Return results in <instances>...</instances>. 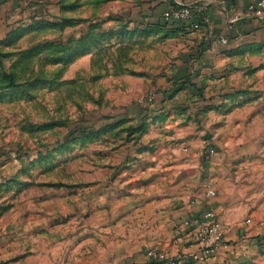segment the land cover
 I'll return each mask as SVG.
<instances>
[{
	"label": "rangeland",
	"instance_id": "374dc122",
	"mask_svg": "<svg viewBox=\"0 0 264 264\" xmlns=\"http://www.w3.org/2000/svg\"><path fill=\"white\" fill-rule=\"evenodd\" d=\"M181 1L42 0L0 29V264H155L144 250L176 248L132 237L152 214L148 189L216 197L264 75L235 61L184 72L210 22L208 0L170 17ZM245 156L257 164L243 180H264ZM203 264H264V236L244 229Z\"/></svg>",
	"mask_w": 264,
	"mask_h": 264
},
{
	"label": "crops",
	"instance_id": "0c3cea01",
	"mask_svg": "<svg viewBox=\"0 0 264 264\" xmlns=\"http://www.w3.org/2000/svg\"><path fill=\"white\" fill-rule=\"evenodd\" d=\"M41 1L0 0V29L21 17L26 10L33 8V5L38 6ZM253 1L208 0L210 24L195 34L196 46L189 54L183 55L187 60L182 66L184 72L189 71L187 66L192 67L190 70L213 72L228 66V63L230 66L235 61L244 74L254 70L256 76L264 75V21L247 13L248 5ZM181 2L200 7L204 4L195 3L196 0ZM223 36L227 38V43L221 42ZM259 88L264 90V85ZM247 102L255 106L264 105V96H255ZM243 117L239 118V145H235V139L231 138L232 133L228 136L231 140L224 148V159L220 166L222 180H212L217 191L216 197L207 198L202 189L195 188L183 193L180 191L181 182H176L174 189L167 186V180H162L164 183L144 182L146 185L163 183L165 187L160 188L158 192L155 188L148 189L145 207H148L152 214L147 218H151L157 209L159 213L155 218L143 220L144 230H140L139 226L132 229L135 241H138L142 234L143 239H154L160 246L168 247L178 236L176 227L179 224L185 219L199 218L207 209H214L224 222L232 226L228 239L244 229H249L257 236H264V180H255L252 169L247 174L249 180L242 178L245 176L242 172L244 166H252L255 171L257 164L255 161H245L244 155L252 160L261 159L260 162L264 165V106L256 108L249 115V127L242 125ZM236 157L238 159L234 160ZM262 177L264 178V173ZM145 252L146 250L142 253L144 257Z\"/></svg>",
	"mask_w": 264,
	"mask_h": 264
},
{
	"label": "built area",
	"instance_id": "2783aa9c",
	"mask_svg": "<svg viewBox=\"0 0 264 264\" xmlns=\"http://www.w3.org/2000/svg\"><path fill=\"white\" fill-rule=\"evenodd\" d=\"M194 10L200 6L188 5L182 2L170 10L169 16L179 20H188ZM247 13L264 21V0H254L247 7ZM210 22V16L204 18ZM222 43H227L226 37H221ZM215 152L214 148L210 153ZM207 195L214 197L216 190L208 186ZM177 237L174 240L175 253L157 248H149L145 252L148 260L155 264H203L214 257L227 242L232 226L224 222L214 209H207L199 218L185 219L176 227Z\"/></svg>",
	"mask_w": 264,
	"mask_h": 264
},
{
	"label": "trees",
	"instance_id": "16d2710c",
	"mask_svg": "<svg viewBox=\"0 0 264 264\" xmlns=\"http://www.w3.org/2000/svg\"><path fill=\"white\" fill-rule=\"evenodd\" d=\"M177 4V3H176Z\"/></svg>",
	"mask_w": 264,
	"mask_h": 264
}]
</instances>
